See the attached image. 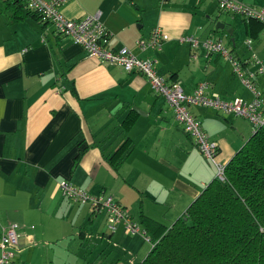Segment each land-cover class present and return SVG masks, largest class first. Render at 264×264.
Wrapping results in <instances>:
<instances>
[{
    "label": "crops",
    "instance_id": "crops-1",
    "mask_svg": "<svg viewBox=\"0 0 264 264\" xmlns=\"http://www.w3.org/2000/svg\"><path fill=\"white\" fill-rule=\"evenodd\" d=\"M237 1L264 6V0ZM215 3L67 0L60 11L68 18L97 15L109 32L108 47L154 57L157 71L168 81L179 80L185 92L205 80L208 95L249 100L251 91L234 75L229 58L202 47L192 50L183 39H219L256 70L248 58L255 53L264 61L257 53L264 49V28L251 35V51L238 48V13H219ZM14 11L0 0V235L4 225L17 224L15 256L6 264H78V259L139 264L149 247L140 253L137 233L122 224L110 230L104 210L68 200L59 183L69 180L93 195H112L142 228L152 220L169 226L214 177L215 166L142 74L89 56L47 20ZM217 19L230 21L225 27L232 32L216 29ZM154 26L165 34L161 49L139 51L137 40ZM243 30L247 37L244 23ZM253 83L264 92V74L256 72ZM188 108L217 142V154L223 152L222 134L230 133L228 158V153L219 157L223 164L251 135L249 122L234 113L204 105ZM124 141L127 155L109 162L104 154L122 151Z\"/></svg>",
    "mask_w": 264,
    "mask_h": 264
},
{
    "label": "built area",
    "instance_id": "built-area-1",
    "mask_svg": "<svg viewBox=\"0 0 264 264\" xmlns=\"http://www.w3.org/2000/svg\"><path fill=\"white\" fill-rule=\"evenodd\" d=\"M27 2L28 6L38 10L53 27L55 33L68 36L78 43L89 56L98 58L109 64H118L126 71H136L142 74L149 83L152 91L162 96L174 112L178 122L183 125L187 134L193 139L201 153L214 161L217 142L210 139L203 129L200 120L189 110V105L211 106L226 113L247 118L252 125L264 122V94L253 83L256 72L264 74V61L255 53H252L248 62L255 65V71L250 70L235 58L231 50L221 40L207 37L203 40L194 35L186 36L192 50L202 47L207 53H217L232 61V71L239 81L251 91L252 97L247 100L235 97L231 100L220 98L217 94H206L207 82L199 81L191 92H185L179 80L168 81L155 67V58L140 57L130 50H115L105 45L104 36L106 27L97 15H86L79 18L64 16L60 7L67 0H20ZM220 11L239 13L245 18H255L264 25V6L255 7L237 0H215ZM165 34L158 26L151 28L149 35L137 40L139 51L160 50ZM245 42L251 48L252 40L246 38ZM215 162V161H214ZM216 173L219 179H223L224 166L215 162ZM61 195L76 203H89L94 209H102L105 212L107 228L114 231L117 225L122 224L131 233H139L147 238L144 228L134 222L128 215L127 209L112 195H93L84 188L64 180L59 183ZM17 247V224L9 223L3 226L0 235V264L9 263L15 256Z\"/></svg>",
    "mask_w": 264,
    "mask_h": 264
},
{
    "label": "trees",
    "instance_id": "trees-1",
    "mask_svg": "<svg viewBox=\"0 0 264 264\" xmlns=\"http://www.w3.org/2000/svg\"><path fill=\"white\" fill-rule=\"evenodd\" d=\"M3 1L15 14L45 19L27 2ZM243 23L250 39L264 28L255 18L243 17ZM108 35L107 30L105 45ZM122 148L104 156L113 162L120 155V162L130 150L125 141ZM223 166V179L214 175L169 226L145 224L151 246L139 264H264V122L252 125L251 135Z\"/></svg>",
    "mask_w": 264,
    "mask_h": 264
},
{
    "label": "rangeland",
    "instance_id": "rangeland-1",
    "mask_svg": "<svg viewBox=\"0 0 264 264\" xmlns=\"http://www.w3.org/2000/svg\"><path fill=\"white\" fill-rule=\"evenodd\" d=\"M215 5H216V7H217V3H215ZM217 9H218V7H217ZM218 11H220V10H218ZM221 12H225V11H221ZM236 20H237V22H236V25L234 26L235 27V35H234V37H235V39H236V42H238V48L239 47H242V46H245V47H247V44H246V42H245V39L247 38L246 36H245V33H244V30H243V23H242V21L240 20V15H239V13L238 14H236ZM206 27H208V26H206ZM204 31V30H203ZM222 36H223V38L225 39L226 37H225V35H224V33L222 32V31H220L219 32ZM262 40H264V37H262ZM253 44L251 43V46H252ZM252 48V47H251ZM251 48H249L250 49V51H251ZM257 53H259V56L260 55H262V56H264V49H260V50H258L257 51ZM235 116H238L239 118H241V119H246V121L247 122H249V125H250V127L252 128V123L250 122V121H248L247 120V118H245V117H243V116H240V115H235ZM230 138H231V135H230V133H228V132H225L224 134H222V136H221V142H222V145H223V152H222V154H216V156H215V158H214V161L215 162H218V163H222L223 162V160H220L219 159V157L221 158V156L223 155V154H227V156H226V159L228 158V155H229V152H227L228 151V149H229V141H230ZM202 154V153H201ZM203 155V154H202ZM204 156V155H203ZM205 157V156H204ZM206 159H208L207 157H205ZM225 159V158H224ZM209 161L215 166V170H216V165H215V162L212 160H210L209 159ZM223 164V163H222ZM188 166H189V163L187 162V165L185 166V171L187 172L188 171ZM191 169H192V172H193V170L195 169V167H191ZM199 171H196L195 170V175L198 173ZM216 172V171H215ZM192 175H193V173H192ZM135 234V233H134ZM136 245H137V247H139V249H140V253L142 252V253H144L145 252V250H146V248H150V246H151V242L147 239V238H144L141 234H139V233H137L136 234ZM121 252H123L124 253V250H123V248H120L119 249ZM82 252H83V250H81V251H79V253L80 254H82ZM70 256H71V254H70ZM87 256V255H86ZM80 262L78 263V264H85L84 263V261H82L81 259H78Z\"/></svg>",
    "mask_w": 264,
    "mask_h": 264
},
{
    "label": "water",
    "instance_id": "water-1",
    "mask_svg": "<svg viewBox=\"0 0 264 264\" xmlns=\"http://www.w3.org/2000/svg\"><path fill=\"white\" fill-rule=\"evenodd\" d=\"M221 11H219L220 13ZM219 17V14L216 15V18ZM229 23H231L230 21H226V20H219L217 19L215 22V28L216 29H223L225 30L228 34H230L232 32V28H226L225 26L228 25Z\"/></svg>",
    "mask_w": 264,
    "mask_h": 264
}]
</instances>
